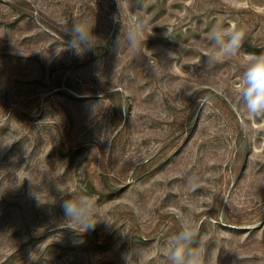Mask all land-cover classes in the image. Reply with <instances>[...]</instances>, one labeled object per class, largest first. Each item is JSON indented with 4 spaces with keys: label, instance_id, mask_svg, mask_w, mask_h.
<instances>
[{
    "label": "rangeland",
    "instance_id": "1",
    "mask_svg": "<svg viewBox=\"0 0 264 264\" xmlns=\"http://www.w3.org/2000/svg\"><path fill=\"white\" fill-rule=\"evenodd\" d=\"M133 16L152 53L123 39ZM85 19L100 46L63 51ZM217 22L246 36L209 65ZM261 52L264 0H0V264H168L185 222L204 264H264V118L237 100ZM70 192L94 229L65 220Z\"/></svg>",
    "mask_w": 264,
    "mask_h": 264
},
{
    "label": "clouds",
    "instance_id": "2",
    "mask_svg": "<svg viewBox=\"0 0 264 264\" xmlns=\"http://www.w3.org/2000/svg\"><path fill=\"white\" fill-rule=\"evenodd\" d=\"M94 22L88 20L78 21L68 28L67 40L64 50H72L76 55L94 51L100 46L99 37L93 32ZM144 23L135 16L124 32L123 39L134 50H143L145 54L152 53L145 47L148 36L143 32ZM166 36H171L166 33ZM246 36V29L235 23L225 26L221 22L213 25L209 38L212 41L211 49L205 53L209 65H214L224 58L236 56L242 49ZM121 37L117 38L119 46ZM247 67L237 85V100L242 102L247 114L251 118H264V52L247 54ZM151 63V60H150ZM94 75L103 78L102 65L97 62ZM69 198L63 199L61 207L65 220L79 226L84 233L95 228L100 222L97 219V203L94 197L87 194L67 193ZM197 227L194 223L185 222L180 230L170 238V252L168 264H204L203 256L197 244ZM125 264H129L128 254L124 256Z\"/></svg>",
    "mask_w": 264,
    "mask_h": 264
}]
</instances>
